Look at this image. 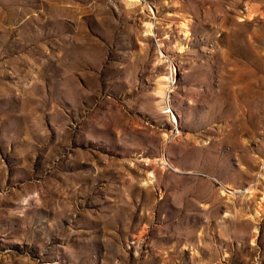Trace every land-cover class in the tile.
<instances>
[{
    "label": "rangeland",
    "instance_id": "obj_1",
    "mask_svg": "<svg viewBox=\"0 0 264 264\" xmlns=\"http://www.w3.org/2000/svg\"><path fill=\"white\" fill-rule=\"evenodd\" d=\"M0 264H264V0H0Z\"/></svg>",
    "mask_w": 264,
    "mask_h": 264
},
{
    "label": "bare ground",
    "instance_id": "obj_2",
    "mask_svg": "<svg viewBox=\"0 0 264 264\" xmlns=\"http://www.w3.org/2000/svg\"><path fill=\"white\" fill-rule=\"evenodd\" d=\"M244 19H253L254 18V14L250 11H248V13L243 17ZM175 76V69H172V72H170L169 76H165L161 79V86H160V91H159V95L162 97L163 101L165 99H167L168 97V88L170 87V83L172 81V79H174ZM162 101V102H163ZM165 110H167L166 108H164ZM170 112V111H168ZM172 117L175 118L174 114L172 113ZM176 120V118H175Z\"/></svg>",
    "mask_w": 264,
    "mask_h": 264
}]
</instances>
